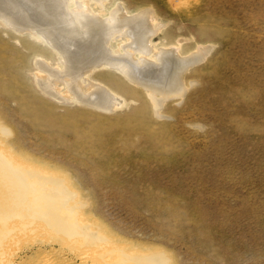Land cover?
I'll list each match as a JSON object with an SVG mask.
<instances>
[{
	"label": "rangeland",
	"instance_id": "obj_1",
	"mask_svg": "<svg viewBox=\"0 0 264 264\" xmlns=\"http://www.w3.org/2000/svg\"><path fill=\"white\" fill-rule=\"evenodd\" d=\"M83 1L104 17L118 4L129 13L149 9L163 24L153 43L182 39L186 55L212 49L184 74L187 91L163 104V116L113 70L95 69L91 80L126 92L124 108L107 113L44 93L37 62L60 69L57 50L0 18V126L10 130L1 140L17 167L34 164L39 176L62 180L72 212L60 215L83 229L70 237L14 203V216L2 221L13 226L0 234L14 251L0 248L3 261L264 264V0ZM86 251L96 252L83 262Z\"/></svg>",
	"mask_w": 264,
	"mask_h": 264
},
{
	"label": "bare ground",
	"instance_id": "obj_2",
	"mask_svg": "<svg viewBox=\"0 0 264 264\" xmlns=\"http://www.w3.org/2000/svg\"><path fill=\"white\" fill-rule=\"evenodd\" d=\"M96 1L101 6L104 0ZM152 12L145 9L129 13L118 4L104 17L83 0H0V18L4 24L15 28L19 33L30 32L42 36L57 50L61 60L60 69H50L46 61L37 62V69L40 70V74L37 73V85L50 98L64 104L76 101L102 112L114 113L124 108L126 99L122 96L126 92L123 85L128 82L132 86H128V92L139 99H147L150 110L156 116H163L160 112L163 104L170 99H181L187 91L184 74L189 68L199 64L212 47L201 46L192 54L186 55L180 51L182 39L170 46L153 43V36L163 24L156 22ZM118 38L120 42L117 44ZM114 42L118 49L112 46ZM95 69L113 70L112 76L124 82L119 84L122 85L119 88L124 89H121L125 92L124 95L122 92L113 94V90L107 87L108 81L91 80L90 76ZM87 80L88 88L83 85ZM58 84L65 85L67 90L60 93ZM9 133L7 127L0 126V234L3 229L11 230L13 221L5 223L4 228L2 221L5 217L14 216L16 206L13 204L19 203L29 207L33 216H46L53 220L51 223L58 230L73 234L70 237L81 235L83 216L78 217L79 224H75L80 226L74 227L60 215L71 217L72 211L64 208L67 200L72 198V194L68 192L70 190H62L63 183L58 177L48 174L46 177L39 176V171L31 169L34 164L27 168L17 167L14 156L16 153L9 149L7 140H1ZM1 146L8 148V152L1 149ZM12 159L15 161H11ZM48 181H52L51 186L46 185ZM37 194L39 197L34 203L30 198H35L34 195ZM42 206L45 211L38 213V207ZM94 238L101 239L98 235ZM10 247L0 242L1 251ZM11 251L14 249L10 248ZM87 251L86 257H82L83 262H87L96 252L90 254ZM3 257L0 254V264H11L3 261ZM157 259L158 257L152 259L151 263L160 261ZM95 261L92 262L96 264Z\"/></svg>",
	"mask_w": 264,
	"mask_h": 264
}]
</instances>
